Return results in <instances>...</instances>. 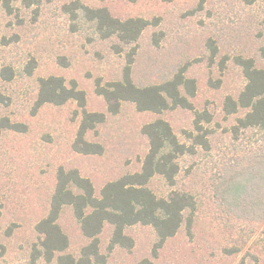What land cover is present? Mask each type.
<instances>
[{"label": "rangeland", "instance_id": "374dc122", "mask_svg": "<svg viewBox=\"0 0 264 264\" xmlns=\"http://www.w3.org/2000/svg\"><path fill=\"white\" fill-rule=\"evenodd\" d=\"M40 1L30 8L12 2V13L0 2V92L7 98L0 102V264H33L31 251L39 239L35 227L48 214L61 167L78 169L100 192L108 182L141 170L149 149L141 133L144 125L164 119L181 142L190 145L189 134L196 133L195 111L204 110L213 116L210 124H204L210 131V150L197 147L195 154L179 159L175 186L160 176L149 184L158 197L177 190L193 194L197 209L192 225L184 223L155 258L157 238L152 227L128 228L134 246L109 252L113 227L107 224L100 235L105 264H139L144 259L155 264H264V183L256 171L243 174L253 157L263 158L264 131L234 134L232 129L244 111L228 117L223 111L226 97L237 98L246 85L236 58H253L264 69L260 55L264 0L252 4L244 0H81L106 6L121 19L158 20L136 45H124L115 37L102 39L91 23L72 20L63 9L72 0ZM135 47L134 83L139 87L162 84L185 67V76L197 86L191 98L193 110L154 114L122 102L118 113L109 111L105 98L97 94V84L107 87L121 81ZM50 76L63 77L67 85L76 81L86 93V110L105 114L106 121L87 134V140L104 147L103 154L87 156L73 150L82 119L75 101L46 104L34 112L40 79ZM4 120L24 124L26 130L3 128ZM238 174L246 187L235 193L240 197L230 205L218 185L224 176L237 179ZM59 223L71 239L68 251L78 254L88 241L71 207L63 209Z\"/></svg>", "mask_w": 264, "mask_h": 264}, {"label": "trees", "instance_id": "16d2710c", "mask_svg": "<svg viewBox=\"0 0 264 264\" xmlns=\"http://www.w3.org/2000/svg\"><path fill=\"white\" fill-rule=\"evenodd\" d=\"M244 1L252 4L256 0ZM0 2L9 13H12V2H19L26 8L39 6L41 3L40 0H0ZM63 9L72 20L82 18L91 23L102 39L115 37L124 45H136L149 26L158 24V20L151 21L141 17L121 19L113 15L106 6L87 5L81 0H72L64 4ZM211 49L215 54V46ZM116 52H122V48L116 47ZM134 52L136 47L128 55L121 81L110 82L107 87L97 84V94L105 98L111 113H118L122 102L134 104L139 112L154 114L176 108L194 109L191 98L196 95V81L185 76V67L162 84L139 87L132 79ZM260 55L264 60V44L260 48ZM235 61L242 69L246 85L237 98L226 97L223 111L227 117L244 111V114L237 118L236 125L232 129L234 134L238 135L241 130L248 129L264 131V69L258 68L253 58L237 57ZM6 79L10 80L11 77ZM6 100L7 98L0 92V102L5 103ZM69 101H75L82 111L73 150L87 156L103 154L104 147L87 140V134L96 131L97 127L106 121V116L104 113L86 110V93L79 89L76 81L67 85L63 77L41 78L34 112L46 104L62 106ZM212 121L213 116L207 110L195 111L196 133L189 134L188 138L192 140L190 145L181 142L171 124L164 119L160 118L144 125L141 133L148 139L149 149L142 161L141 170L108 182L100 192L96 191L92 181L84 177L78 169L61 167L57 173L56 188L48 214L35 227L39 239L31 251L33 264L38 260H43L46 264L54 262L105 264L107 257L101 253L100 235L107 224L113 227L108 245L109 252L117 247L131 249L134 246L133 239L126 233L128 228L138 224L152 227L157 238L152 255L157 258L158 251L168 239L178 233L184 223L189 227L192 225L197 202L193 194L181 190L174 191L166 198L158 197L149 184L154 177L160 176L171 187L175 186L181 170L179 159L185 155L195 154L197 147L210 150L208 139L210 131L204 127V124H210ZM1 126L16 131L26 130L24 124L11 123L8 120H4ZM262 157V159L253 157L249 168H245L243 174L245 175L249 170L256 171L262 175L264 183V155ZM238 176L237 179L233 176H224L218 185L222 189L223 199L230 201V205L238 200L240 197L238 195L246 187L243 176L239 178ZM65 207L72 208L82 235L88 241L80 248L78 254L68 251L71 239L59 223ZM261 207L264 210V203ZM256 209L258 205L253 207V210ZM139 264L155 263L144 259Z\"/></svg>", "mask_w": 264, "mask_h": 264}]
</instances>
